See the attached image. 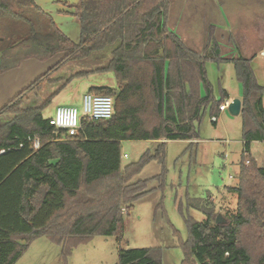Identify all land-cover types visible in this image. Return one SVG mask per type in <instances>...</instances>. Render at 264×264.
I'll return each instance as SVG.
<instances>
[{
    "label": "trees",
    "instance_id": "trees-1",
    "mask_svg": "<svg viewBox=\"0 0 264 264\" xmlns=\"http://www.w3.org/2000/svg\"><path fill=\"white\" fill-rule=\"evenodd\" d=\"M179 1L80 0V41L74 43L34 0H0V72L30 56L65 51L61 64L105 49L112 57L97 70H112L119 84L117 90L90 88L112 96L113 115L107 120L83 117L74 137H66L42 116L49 100L38 107H18L55 66L0 109V114L16 113L0 126V148H10L0 154V264L16 262L39 236L64 247L95 235L121 241L133 203L161 186H151L150 179L133 180L148 161L163 162L166 142L158 140L198 139L195 123L210 102L207 59L232 62L242 86L243 150L237 185L230 188L237 202L233 213L223 215L226 222L215 224L218 211L211 198L193 199L205 219H186L183 264H264V167L250 153L252 141L264 143V86L249 59L220 57L216 42L212 51L207 45L194 50L170 30L167 18L184 6ZM221 94L226 100L224 89ZM221 104L211 115L217 116ZM26 135L36 137L40 147L24 141L18 148ZM124 140L157 144L153 153L146 151L139 161L122 167ZM161 174L151 179L159 180ZM155 250L120 249L117 264H162Z\"/></svg>",
    "mask_w": 264,
    "mask_h": 264
},
{
    "label": "rangeland",
    "instance_id": "rangeland-1",
    "mask_svg": "<svg viewBox=\"0 0 264 264\" xmlns=\"http://www.w3.org/2000/svg\"><path fill=\"white\" fill-rule=\"evenodd\" d=\"M174 4L179 0H171ZM185 9L193 11V38L186 41L191 48L212 51L217 44L220 57L249 59L258 82L264 86V1L261 0H180ZM77 3L79 0H68ZM209 2V4H208ZM184 10V9H182ZM186 11V10H184ZM189 15L182 14L185 22ZM206 20L207 25H204ZM66 24L65 35L74 43L80 40L77 18ZM182 21V20H181ZM209 24L216 26V31ZM184 28V27H183ZM191 30V29H190ZM63 32V31H62ZM192 32V31H191ZM183 33L185 34L184 30ZM213 36V38L211 37ZM207 40V42H206ZM216 42V44L214 43ZM108 49V48H107ZM215 51V50H214ZM109 50H99L81 60L68 61L57 68L50 77L67 79L78 72L73 82L70 98L75 97L86 83L106 85L113 83V73L98 71L109 61ZM205 79L208 85L210 102L204 109L199 122H196L198 139L194 144L186 140H169L164 146L163 162L153 159L133 177V180L150 179L151 186H161L133 203L129 214L124 217V231L121 241L114 235H95L85 241H74L64 247L46 236L33 239L26 250L13 264H117L120 249H157L162 264H183L184 253L181 243L188 238L186 219L204 220V214L195 209L193 199L211 198L215 211L222 215L234 212L237 193L225 191L227 185H237L239 161L242 155V115H231L228 109L219 111L216 123L211 120L212 109L222 100L221 90L234 98L242 97V86L235 75L233 63L226 60L205 61ZM42 80L34 89L44 93L43 100L61 85L60 81ZM46 89L43 90L46 83ZM82 92V91H81ZM53 93V94H54ZM206 90L201 84L200 95ZM76 104L81 109V99ZM40 96V95H39ZM25 95L19 109L32 107ZM42 100V101H43ZM41 101V102H42ZM54 100L47 101L41 110L44 118L49 117L56 107ZM40 106V105H38ZM36 106V107H38ZM263 106V105H262ZM1 125L12 121L16 113H2ZM156 148L151 140H124L121 142V163L126 165L139 161L146 151L153 153ZM250 153L256 157L258 165L264 167V143L255 142ZM125 154V156H123ZM255 159V158H254ZM161 172L163 174H161ZM161 174V178L151 179ZM226 195V206H218L222 194ZM236 197V202L234 200Z\"/></svg>",
    "mask_w": 264,
    "mask_h": 264
},
{
    "label": "crops",
    "instance_id": "crops-1",
    "mask_svg": "<svg viewBox=\"0 0 264 264\" xmlns=\"http://www.w3.org/2000/svg\"><path fill=\"white\" fill-rule=\"evenodd\" d=\"M200 1L201 0H198V3H200ZM207 1H209V0H207ZM261 1L263 2L264 0H261ZM34 2L44 12H46L47 14H49L52 17L56 26L61 31H63L64 34L66 33L65 32L66 30H64V29H66L65 23L73 22V21H71V18H75V20L77 18L78 26L80 28V33H81L80 21H79L78 16H77V6H76L79 2L69 3L68 0H34ZM223 3H224V0H223ZM208 4H209V2H208ZM182 9H184L186 11H184ZM193 11H194L193 8L190 10L185 9L182 5V8L175 10L173 12H170L168 15V18H167V25L170 27V30H173L174 32H176L182 38V40L185 43H187L186 41L194 39L193 38V32H194L193 21H194V19L192 16L194 14ZM182 14L189 15V18L185 22L183 21V19H181L182 21L180 20V17ZM204 25H207L206 20H204ZM209 25L213 29V33H215L216 26L213 24H209ZM183 30H184L185 34L183 33ZM206 42H207V40H206ZM209 43L210 42L208 40V43L206 45L208 46ZM263 52H264V50H261L260 54L262 55ZM66 53L67 52H65V51H60V52H56L55 54H53L49 57H45V58H38V57L30 56V57H27V58L23 59L22 61H20L15 67L10 68V69L5 70V71H1L0 72V109L4 105H6L8 102H10L23 89H25L30 84H32L38 77H40L41 75L46 73L50 68H52L54 66H55L54 70L49 74V76L46 80H49L52 82H58V83L60 81H62L61 85L57 88L58 90L55 93L53 92L54 94L52 93L47 97V98H50L49 101L54 100L56 102V104H55L56 106L57 105H75V106H77L76 104L79 102L81 94L82 93L84 94L85 92L90 91V88H93V87H97V88L109 87V88L116 89V90L118 89L119 84H118V80L116 78V75L114 74V72L112 70H108L109 72L113 73V76H112L113 83L108 82L106 85H103V84H98V83L93 84L92 82H88V83H86V87H87L86 89L81 88L75 97L70 98L71 94L69 91H67V89L69 87L73 88V86H74V85H72L73 82H75L78 79L75 76L76 75L80 76L82 74H80L78 72L77 74L72 75L71 77H69L67 79L60 78V77H57V78L50 77L52 75V73L57 70L58 67H60L64 63L68 62V61H65V62H62L61 64H59L61 59L65 56ZM111 57H112V55L110 53L108 59L110 60ZM70 61H74V60H70ZM165 66H167V65H165ZM48 83L49 82L46 83L43 90L46 89V86L48 85ZM226 93H227V98L225 101H227L228 99L229 100L231 99V97L229 96L230 94L227 91H226ZM31 95L33 97L28 98L26 100H27L28 104H30L32 107H36L38 105H41L42 103H44L46 101V98L43 100L44 93H40L39 91L32 90L27 94V96L29 97ZM241 98L242 97H239V99H241ZM262 105H263V109H264V96L262 97ZM2 116H3V114H0L1 118H2ZM1 118H0V121H1ZM213 123H216V122H213ZM151 141L156 146L157 141H154V140H151ZM158 141L167 142L169 140H158ZM186 141H189L191 143L193 142L192 140H186ZM255 142H258V141H252L250 143V150H251V145ZM120 152H121V150H120ZM123 156H125V154ZM254 158L256 160V157H254ZM121 165H122V163H121ZM123 166L124 165H122V167ZM233 186H235V185L225 186V191L233 194L234 191L232 189H230ZM225 191L222 194L221 201L218 204V206H220V207H222V206L224 207L227 205V201L225 200L226 195H224ZM233 198L236 202L235 195Z\"/></svg>",
    "mask_w": 264,
    "mask_h": 264
},
{
    "label": "built area",
    "instance_id": "built-area-1",
    "mask_svg": "<svg viewBox=\"0 0 264 264\" xmlns=\"http://www.w3.org/2000/svg\"><path fill=\"white\" fill-rule=\"evenodd\" d=\"M264 56V52L262 53ZM228 100L219 105V111H224L227 108ZM113 115V98L110 95L95 94L92 92H85L81 99V109L75 105H57L47 119L49 125L55 129L64 130L66 137H74L78 135L81 129V119L83 117L90 120H107ZM217 117L211 116V120L216 122ZM32 144L34 149L40 147V141L31 135H26L23 141L18 144V148H21L23 142ZM10 148H0V154Z\"/></svg>",
    "mask_w": 264,
    "mask_h": 264
},
{
    "label": "water",
    "instance_id": "water-1",
    "mask_svg": "<svg viewBox=\"0 0 264 264\" xmlns=\"http://www.w3.org/2000/svg\"><path fill=\"white\" fill-rule=\"evenodd\" d=\"M241 106H242V102H241V99L239 98H234L232 99L228 105H227V109H228V112L231 114V115H239L240 112H241ZM226 222V219L223 217V215L221 213H218L214 219V223L215 224H223Z\"/></svg>",
    "mask_w": 264,
    "mask_h": 264
},
{
    "label": "clouds",
    "instance_id": "clouds-1",
    "mask_svg": "<svg viewBox=\"0 0 264 264\" xmlns=\"http://www.w3.org/2000/svg\"><path fill=\"white\" fill-rule=\"evenodd\" d=\"M217 117V116H216Z\"/></svg>",
    "mask_w": 264,
    "mask_h": 264
}]
</instances>
